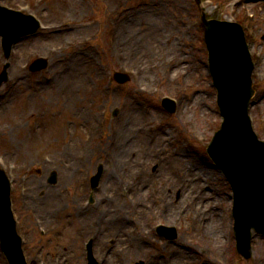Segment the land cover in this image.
Instances as JSON below:
<instances>
[{
  "label": "rangeland",
  "instance_id": "1",
  "mask_svg": "<svg viewBox=\"0 0 264 264\" xmlns=\"http://www.w3.org/2000/svg\"><path fill=\"white\" fill-rule=\"evenodd\" d=\"M17 2H21V0H16ZM31 3L33 2V0H29ZM144 0H120V4L122 5V8L125 6H129L131 4H135L136 2H141L143 3ZM167 1V7L165 8L167 10L168 13V19L166 24L163 26L162 30L161 28H156V30H154V36L152 38V43L156 44L158 40H163L165 38H167V36L172 35L173 38H175L176 36H181V31L182 29L185 30L186 25L188 22H190L191 20L198 18L199 17V8L198 6L190 3L189 0H164ZM211 3L206 2V0H201V2H203V6H205L207 9H209L208 12H211L212 10L215 9V13H214V17H220L221 19H227V8H228V4L230 2H232V0H210ZM246 2H248V0H246ZM54 1L53 0H47L44 2H42L40 5L36 6L38 8L43 7L45 9V15H46V23H55L58 22V20L60 19L61 15L62 16H69L68 18H79L82 15H85V12L88 8V3L90 4L91 7H96L99 5V0H88L87 2V6L85 8H83L81 5H77V7H75V4H72L69 6L67 3H65L64 5H61L58 9H56L55 5L53 4ZM33 7L35 8V4H32ZM262 8V9H261ZM242 9L244 11H253V12H257V10L261 9V15H262V19H261V25H263L264 27V2L261 1L258 3H252L249 2L248 4H244L241 5V7L239 8V10ZM52 12V13H51ZM239 13H241V10L239 11ZM95 19H99L101 21V17L100 15H97L95 17ZM90 26V25H89ZM95 25H92L90 27H85L82 32L80 34H78L77 36H75L76 38H79L81 36V34L86 33V32H90L94 29ZM137 24L133 26L134 29L137 28ZM185 26V27H184ZM165 27L166 30H165ZM97 32H98V37L97 39L94 41V43L98 40V38L100 37V29H99V24L97 25ZM174 29L177 30V33H174L173 31H175ZM263 33L264 32V28L261 29ZM103 34V31L102 33ZM61 36L60 34L57 35H53V36H47L46 34L40 35L37 41L34 40H29L27 42V44H24L22 47H24V52H23V60L26 59L27 54H31L34 53L36 51H41L43 53H45L48 48L52 45H56L59 38ZM196 38L198 37V33H195ZM148 38V37H146ZM93 43V44H94ZM186 47V46H185ZM74 51V49H70L67 50L65 55L69 52V51ZM79 52V56H83V55H89L90 56V61L87 60V63L89 65V69L90 71L93 73L96 72V76L100 77V79L96 80L95 78L93 79H88L85 82V84H82L80 81L81 79L78 77L74 76L73 74L67 75L66 77V81H68L70 83V93H66L67 97V101L69 104H71V101L75 102L76 100V110H84V112H88V115L86 117V120L89 121L88 124H93V122L95 121V118L92 114V112L94 110H99V107L96 108V106L102 104L103 102H109L110 103V108L108 111V114L106 116V124L104 125L103 129L94 133L92 135V143L91 146H93L94 148H99V152L97 155V158L94 159H98L100 160V163L107 167L108 169L111 170L112 167V161L111 159H109L107 157V152L109 150H112L115 152V154L117 155V149H113L110 147H105V144L107 142V138L110 135V129H114L118 127L119 130V134L121 132V130H123L124 128H126L125 125H127V122L129 121L128 115L130 113H134L136 114V109H139L141 112H138V117L139 119L134 120L133 119V126L137 127L140 124L142 125V122H149V120H147V115L150 114L152 115V128H153V133L149 132H138L137 130L134 129L135 133H132V142H131V147L134 148H140L141 149V143L139 142V136L144 135L145 139H149L150 136L152 138L157 139L158 141H166L167 144H165L164 146V167L162 169L163 173H161L160 175L158 174V178L161 179V182H165L167 179H169L170 170H171V160L172 157L174 155H177L178 158L176 160V163L174 165L176 166H180V164L182 165V168H184V170L186 172H188V177L190 178H194V176H196L194 174V171H188V168L186 167L189 163L188 158H195L197 159V161L199 163H202L203 168H206L207 173V178H208V182L205 181H201V180H196L197 182L194 181H190L188 182V193H196L197 189L199 187H204L205 191L201 194H199V198L195 201L198 203V207H200V209L202 210H207L208 214L206 216V218H208L206 220V223L201 225V222L199 220V218L195 215L197 209L195 208H191V212L186 214V216L180 212H178V206L180 204H175V206L173 207V210L170 208V205L168 207L167 210H164L161 207V203L159 202H154L153 199V190H152V184H151V179L148 176L149 171L146 173L145 176H143L147 181H143L140 185V189H136V188H132V194L125 198V197H120V200L124 201L127 206L129 207V202L130 200H132L134 202V205H138V207L136 208L138 211L140 210L143 213V218L141 220H139L137 223H142L144 222L143 226L144 229L146 228L145 222L146 220L144 219V215L147 217H150L149 219L151 220V223L153 222L155 223H159L156 221H161L162 224H165L167 226L170 225H174V222L177 223V226L179 228V236L177 237L178 239L176 240L175 244L173 246H166L164 245L165 249L167 251H169V254H171L176 261V264H191L192 261H196L197 262V257L194 255L192 256V252L193 251H199L198 254L200 253V246H202L205 249H209L210 250V256L212 254H218L219 257H224L225 259L220 262V264H229V258L230 255H232L231 251H232V240L230 237V217H229V207H230V193L231 191L229 190L227 184L225 183L224 179L221 177V175L219 174L218 171H214V169L211 168V166L209 165V160L206 156L205 152V147L198 145L197 143L193 142L191 144V146H189L188 144H186L187 142L185 141L186 138H188V135L186 134V132L183 130L181 132L180 127H181V123L179 122V117L180 115H177V118H173V117H169L167 116L164 112H143V111H150L151 107H159L158 106V101L154 100V99H148L145 96H135L132 93V86L130 85L129 87H127V85L124 86H120L118 88V90H113V89H107L105 91H102V93L99 91L100 89V85L104 80V77L106 76V74L112 72L114 70V65L112 64V60L104 53L103 51V46L101 44V41L98 40L95 45L92 48H86L85 47V51L81 48L78 49ZM77 55V54H76ZM102 63L103 67L100 68L99 64ZM51 66H52V59H51ZM61 69L64 70L65 73H69L66 69H64L63 67H61ZM52 70V68H51ZM74 71V70H73ZM186 72L187 77H190V79L188 80L189 83L193 86V89L190 90V92L188 93L187 97L191 98H195V101L193 104H187V100L185 101V99H182L181 102V107L185 104L186 102V106L187 109H189V112H187V115H191L192 118H197V113L200 115L199 119L196 120L197 122V127L199 128V131H204L205 132V138H207V141H209L213 130L215 129V127L217 126V123L219 122V118H217L215 111H213V105L211 102L212 99V92L208 89V86L206 84V82L204 80L201 79V77L199 76V73L195 70L193 71H188V69L184 70ZM189 72V74H188ZM27 73V72H24ZM24 73H18L21 77H22V84L20 85V90L17 92L15 98L13 99V106H12V111L13 114L15 116L19 117V114L21 112H18V110H20V106H21V102L18 103L20 101V99H24V95L22 94V89H24L25 93L28 92V87L27 86L28 83H30V80L34 77L28 78V79H23L24 78ZM100 74V75H99ZM45 76V75H44ZM62 77V76H60ZM45 82V80H44ZM96 86L95 89H89L91 87L89 86ZM25 87V88H24ZM76 87H78L81 90V94L80 91L79 93H77V91H74L76 89ZM200 89L201 91H193V90H197ZM57 88H53L52 91H56ZM90 90V92H89ZM206 90L208 91V95L203 91ZM30 96H33L34 94H31L29 92ZM40 94V93H39ZM39 94H35L33 97H31L33 103L31 104V107L33 106L34 109H42L43 105L41 103V101L39 99H37L39 97ZM37 95V96H36ZM198 98L201 100L199 102ZM185 101V102H184ZM94 103L95 107H90L92 104ZM127 103V104H126ZM20 104V105H19ZM155 105V106H154ZM154 106V107H153ZM125 107V111H122L121 109H123ZM114 109L118 110V114L116 116V118L112 119L110 115V110L113 111ZM155 109V108H154ZM197 109L199 110H204L203 112H197ZM131 111V112H130ZM23 112V111H22ZM52 112H47L44 113V117L42 119H38V121L40 122V134L38 136L31 134L30 132V123L32 122L33 119H26L22 120L23 124L25 125V127L20 130H18L17 132L16 127L13 124H9L8 125V119H6L7 117H5L4 113H1L0 115V122H1V127L4 128V132H6L5 135H10V137L15 138V140L17 139H23L26 142H28V146H26L24 148V151L21 152L20 157L17 158V163H19L18 166H21L20 170L17 172H15V176H16V183L18 182L19 179V175L21 173H26L27 175V179L26 183L27 187L32 189L34 186H36L35 184H37L38 182H42L43 186L47 189H54L55 191V186L54 187H50L46 184L45 182V176L46 173L48 172V170L57 167V164L54 163V165L48 166L45 165L42 160L43 156H48L49 158H51L53 161H55V155L56 153L59 151V149L61 148V144L63 143V137L64 132H63V127L64 125L67 123L70 125V127L72 129H74V133L77 134V136L79 135V141L77 143L81 144V138H83V132L81 129H79V127H83L85 125L82 124L81 120L77 119L75 117V115L77 116V114L79 112H56L55 113V118H53L51 116ZM87 115V114H86ZM142 118V119H141ZM17 120V119H16ZM101 121V119H97L96 120V124H99V122ZM14 122H16L14 120ZM87 124V126H88ZM183 124V123H182ZM27 125V126H26ZM94 125V124H93ZM92 125V126H93ZM13 127L12 131L10 130V127ZM53 127V131L52 128ZM2 128V129H3ZM29 138H25L26 135H29ZM17 137V138H16ZM8 138V137H7ZM9 140V138H8ZM48 140V141H47ZM157 142L154 144V146H158ZM7 146V142H4L2 139H0V154L4 155L5 158L11 159V153ZM160 147V146H158ZM73 149V148H72ZM18 155V154H16ZM25 155V156H24ZM153 155L150 152H148V154L146 155L147 158V167L155 162V157L151 156ZM24 156V157H23ZM117 157L119 158V156L117 155ZM139 156H137L138 158ZM27 159V160H26ZM94 163V161H92ZM135 162V161H134ZM134 162H133V169L128 170L129 172V176L130 174H132L133 171H135V167H134ZM185 164H187L185 166ZM175 166V167H176ZM40 168V174H36V169ZM202 168V169H203ZM75 178L77 180H74L73 177V182L75 183H79V175H76ZM173 180L175 181V178L173 177ZM179 180V178H178ZM117 182V181H116ZM116 182L112 183L115 184ZM178 183V181H176ZM195 184V185H194ZM72 186V185H71ZM71 186L68 188V192L66 197L64 198L63 201H61V199H55V203L53 201L49 202V199H46V202H43L45 207H43L42 205H38L39 210L43 211L44 209L50 211L52 209L53 206H56L60 203V201L62 203H69L70 200L73 199V196L71 194ZM80 185L78 184L77 187H79ZM74 187H76V184L74 185ZM166 189H164V192H161V195L164 197L165 193L169 194L170 192H172V194L175 196L174 193V188L171 187V183L169 182V184H167L166 186H164ZM171 190V191H169ZM103 192L104 189H102ZM207 191V193H206ZM55 198V195H53ZM187 198V196H186ZM145 199L147 200L146 203L144 202ZM153 205L152 209H148L146 210L144 208V205ZM158 207V208H162L164 211L163 213H165V211H168L169 209H171V213L170 216H162V215H158V213L156 211H154V207ZM73 207V211H75L74 206ZM135 207V206H134ZM133 207V208H134ZM71 210V208H68V212H63L60 213L58 215L57 218L61 219V224L60 226L63 227L65 229V231L63 232L62 235V241L65 243V245L67 246V253H73L75 251H79L80 247H79V242H80V238L77 235V233H75L73 236L71 235V237L69 238L70 241H68L66 235L67 233L70 232L69 230V223L72 222L71 220V216L69 215V211ZM126 210V209H125ZM154 211V212H153ZM99 213V212H98ZM155 214V215H153ZM213 214L214 216V221L217 223V218L221 219V223L222 225H217L218 226V230L214 231L216 234V238L215 241L212 240H206L203 239V235H205L206 233H204L203 231L206 230L207 232V228L209 225V218L210 216ZM96 215V213L93 215V217ZM192 218H189V217ZM91 217V216H90ZM135 221V220H134ZM134 225V224H133ZM132 225V226H133ZM131 226V227H132ZM194 226V227H192ZM79 227H81L79 225ZM130 225L127 227V231H129V229L131 228ZM71 228H78V225L73 223L71 225ZM94 228V226H93ZM126 230V229H125ZM221 231H224L226 233V239L223 236H219L221 235ZM75 232V231H73ZM92 231H87V234L91 233ZM86 234V235H87ZM76 235V236H75ZM84 235V234H83ZM64 236V237H63ZM85 236V235H84ZM110 235L107 233L106 230H104V232L102 233V236L100 238L101 239H110L111 237H109ZM109 237V238H108ZM140 240V239H139ZM198 240V241H196ZM37 240L35 241V244ZM142 243L145 242H149V244H147L146 248L143 249V252H139V254H126V251H124V253H122L121 255H116L114 250H112V253L110 255H112V257L110 258V263L114 262L115 264H123L125 261L131 262L134 258V256H139V257H144L147 258V260L149 261L148 264H164V259L162 254L165 253L164 251V247H162V245L159 243V240L155 238V236L151 235L148 238H144L142 237L141 239ZM73 243V244H72ZM35 244L33 245V247L35 248ZM72 244V245H71ZM115 244L116 248L117 247H122L119 242L117 243H113ZM112 245V244H110ZM158 245V246H157ZM218 245V248H215V246ZM109 245L106 246H102V249L100 251L99 254L105 253L104 251H106L107 247ZM190 248V249H188ZM231 249V251H230ZM27 252L29 253L28 258L30 259L31 257H36L34 255V252L32 253V248L31 246H27ZM200 255H202L200 253ZM78 256V254H77ZM209 256V257H210ZM256 256L258 257V259H260V263L264 264V244L260 241H257L256 243ZM37 258V257H36ZM239 260H237L236 264H248L247 262H244L243 260H241L238 257ZM0 264H4L2 257H0ZM208 264V263H207Z\"/></svg>",
  "mask_w": 264,
  "mask_h": 264
},
{
  "label": "bare ground",
  "instance_id": "2",
  "mask_svg": "<svg viewBox=\"0 0 264 264\" xmlns=\"http://www.w3.org/2000/svg\"><path fill=\"white\" fill-rule=\"evenodd\" d=\"M155 22L156 20H152L150 19L148 21V25L151 27V28H154V25H155ZM159 23V22H158ZM163 24V20L161 21V25ZM83 75V69H78L77 70V75L79 78L82 79V76ZM51 102V101H49ZM49 102H46L49 103ZM81 116H83L82 113H80ZM88 115H85L83 118L86 119ZM138 119V118H137ZM121 148L122 150H124L123 147H119ZM193 159V158H191ZM189 163H191V165H188V170L189 171H195L197 172L198 176L201 178V181L205 182L208 180L207 178V175L205 173H207V171L205 170V168H201L198 164V162L194 159V160H191ZM65 175H66V179H68L71 174L70 173H67L65 172ZM106 179V185L108 184H111V183H108V182H114L116 181V177L113 175V173H109L107 178ZM118 180V179H117ZM107 206L105 208H103V210L100 212V214L104 217V222L107 226V229L108 230H113L115 232V235L118 236L119 238H123L125 236V226H127L128 223H130L133 219L130 217V216H125V217H121L120 214H119V210L121 208L120 207V204L118 203V201H115V203L113 204V200H111L110 198L107 199ZM171 203L173 204L174 203V199L172 198L171 200ZM173 209V208H172ZM217 223L219 225H221V219H217ZM218 224H216L215 221H210L208 227L210 228V232H212V237L213 239L216 238V234L214 231H217L218 230ZM83 231H86V229H90V227H88L87 223L85 224V226H81ZM209 232V233H210ZM219 236H223L225 239H226V233L224 231H221V235Z\"/></svg>",
  "mask_w": 264,
  "mask_h": 264
}]
</instances>
